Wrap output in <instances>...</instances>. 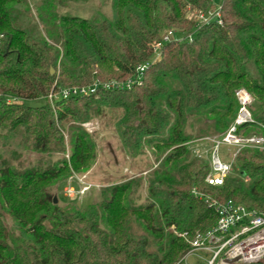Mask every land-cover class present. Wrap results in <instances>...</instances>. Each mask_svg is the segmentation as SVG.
Returning <instances> with one entry per match:
<instances>
[{"label":"trees","instance_id":"obj_1","mask_svg":"<svg viewBox=\"0 0 264 264\" xmlns=\"http://www.w3.org/2000/svg\"><path fill=\"white\" fill-rule=\"evenodd\" d=\"M214 3L221 23L185 18L186 9L208 14ZM19 6L29 11L26 0H0V131L21 136L26 150H60L59 123H87L105 107L123 110L118 133L132 156L165 132L157 149L171 151L139 206L131 199L134 181L106 189L85 209L54 202L48 187L68 178L69 163L83 174L96 160L95 140L79 129L70 138L69 163L18 170L1 161L0 264H176L195 234L217 222L212 201L264 212V150H241L236 173L212 187L209 163L191 160L188 149L195 139L228 130L239 89L254 98L255 123L238 134L264 136V0H112V19L50 11L39 22ZM138 65H146L143 83L130 90L48 101L52 91L137 78ZM39 99L46 103L25 105ZM132 224L145 234L137 236Z\"/></svg>","mask_w":264,"mask_h":264},{"label":"rangeland","instance_id":"obj_2","mask_svg":"<svg viewBox=\"0 0 264 264\" xmlns=\"http://www.w3.org/2000/svg\"><path fill=\"white\" fill-rule=\"evenodd\" d=\"M26 1L29 11L22 6H19L17 9L27 12V15L36 22H39L38 15L40 13L44 15L50 11L59 15H77L79 17H91L94 13H101L110 19L114 18L115 15L111 6L112 0H56L61 5L55 4L56 1L54 4L50 2L40 4V0ZM37 5L39 7L36 8ZM215 5L216 3L208 9V12L212 14L216 9ZM201 15H206V13L192 11L190 8L185 11V18L195 23L203 22ZM172 30L177 31V29ZM252 99L254 100L253 97ZM45 103L44 99H39L25 102V105L39 107ZM122 116V109L103 107L99 116L93 117L89 122L84 124H79L74 122V119L67 118L65 121L59 123V132L64 139V145L60 147V150H51L45 153L26 150L22 146L21 136L18 135L12 139V135L7 130L0 131V163L5 160L18 170L35 167L47 168L55 166L63 160L69 163L71 154L70 138L79 129L89 134L95 140L97 145L96 160L88 171L83 174L73 172L74 168L69 163L68 170L69 173H72H70L68 178L52 183L48 187V192L52 199L58 198L57 202L60 205L72 203V201L74 203L78 202L82 209H85L92 204L100 202L101 193L106 189L134 181L137 183V188L135 187L134 194L131 197L132 203L135 206L145 205L147 204L148 182L152 180L153 173L161 166V163L171 149L165 151L157 149V141L167 137L165 132L161 136L150 138V143L144 146L143 152L132 156L124 147L118 133L119 121ZM188 131L191 132V129L188 128ZM221 135L213 134L191 141L188 145L191 160H205L209 163L213 150L211 141ZM19 145L21 146L19 147ZM238 153L235 148L227 146L220 149L221 160L224 163L232 165L233 173L237 171L233 157L235 155L237 157ZM244 180L248 182L247 177ZM70 188H74L75 191H72ZM69 192H71L70 194L73 197L69 195ZM3 215L8 230L14 231L16 226L11 218L4 212ZM132 227L137 236L145 234L143 230L137 228L136 224H132ZM14 233L18 234L17 231ZM198 255L207 258L202 252H199ZM188 264H204V262H201L196 257H191L188 260Z\"/></svg>","mask_w":264,"mask_h":264},{"label":"built area","instance_id":"obj_3","mask_svg":"<svg viewBox=\"0 0 264 264\" xmlns=\"http://www.w3.org/2000/svg\"><path fill=\"white\" fill-rule=\"evenodd\" d=\"M219 16L220 12L217 7L212 14L209 12L206 15H201L203 20L201 23L208 24L213 19L218 20ZM218 23H221V21L218 20ZM171 35L172 32L169 31L164 40L169 41ZM157 48H159V45L154 50ZM145 69L146 65H138L136 67L138 76L134 79L113 80L105 83L97 82L91 86L64 88L57 92L52 91L48 95V101L53 106L56 101L61 99L67 100L96 95L99 89L105 91L130 90L135 85H142ZM235 97L239 104L235 120L224 134L211 141L213 150L209 162L210 172L206 178V183L212 187H222L225 179L233 170L232 165L224 163L220 158L222 147L235 148L238 152L243 149L264 150L263 135L242 136L238 134L239 129L244 125L255 123L250 111V106L253 103L252 96L245 89H239L235 92ZM12 102L10 99L7 101V103ZM235 157L236 155L233 157L234 160ZM70 189L75 191L74 188ZM70 193L69 195L73 197ZM193 193L199 198H203L195 191ZM204 201L208 203L207 198ZM209 206L217 214V222L206 232L195 234L190 250L176 264H188L191 257L198 258L204 264H264V212L249 209L246 206L234 203L232 200L224 203L212 201ZM178 236L184 238L186 234H179ZM199 252L204 253L207 258L198 255Z\"/></svg>","mask_w":264,"mask_h":264},{"label":"water","instance_id":"obj_4","mask_svg":"<svg viewBox=\"0 0 264 264\" xmlns=\"http://www.w3.org/2000/svg\"><path fill=\"white\" fill-rule=\"evenodd\" d=\"M51 74H54V70L51 68ZM55 203H57V199L54 200ZM78 205L80 206V203H78Z\"/></svg>","mask_w":264,"mask_h":264}]
</instances>
